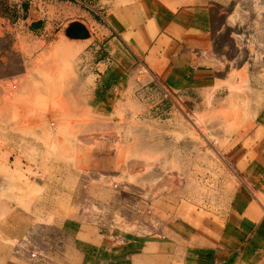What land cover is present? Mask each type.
Wrapping results in <instances>:
<instances>
[{"label": "rangeland", "instance_id": "rangeland-1", "mask_svg": "<svg viewBox=\"0 0 264 264\" xmlns=\"http://www.w3.org/2000/svg\"><path fill=\"white\" fill-rule=\"evenodd\" d=\"M201 1L211 6L202 63L215 68L217 85L179 100L126 48L131 67L118 62L137 90L102 110V99L82 91L98 84L87 65L97 55L113 60L86 9L98 0L84 2L88 17L70 8L80 0H0V264H34L59 238L48 229L58 234L69 218L123 233L208 237L241 193L264 209V189L246 190L231 154L264 137V0ZM30 8L47 34L29 36ZM87 40L88 48L73 45Z\"/></svg>", "mask_w": 264, "mask_h": 264}, {"label": "crops", "instance_id": "crops-1", "mask_svg": "<svg viewBox=\"0 0 264 264\" xmlns=\"http://www.w3.org/2000/svg\"><path fill=\"white\" fill-rule=\"evenodd\" d=\"M84 2L91 4L95 0ZM84 2L80 0L79 5L70 8L87 17L90 11L95 12L98 18H92L100 35L97 44H109L107 49L113 59L109 64L97 55L85 69L87 78L93 77L98 84L93 88L84 86L87 90L82 91L102 99L100 109L113 105L111 102L118 100L121 93L130 99L137 90L138 85L127 69L132 64L129 50L159 71L154 73L155 77L184 102L194 101L195 95L205 94L220 80L215 68L202 63L200 51L210 35L209 3L134 0L119 5L113 0L105 5L104 0H98L96 10L86 3V9H92L87 11L82 9ZM31 11L30 8L29 36L39 37L48 26L42 27L41 19H31ZM88 41L73 45L88 48L92 45ZM122 60L128 62L127 66H121L118 61ZM231 154L242 167L246 190H263L264 137L249 149L240 144ZM248 156L252 158L249 162L244 160ZM246 194L249 193H241V198L230 202L223 225L209 228L208 237L191 231L168 238L165 234L123 233L69 218L58 234L57 230L48 229L52 232L50 236L59 237L58 242L50 239L44 246V256L36 254L33 261L34 264H264V209L252 208L254 200L250 201Z\"/></svg>", "mask_w": 264, "mask_h": 264}, {"label": "water", "instance_id": "water-1", "mask_svg": "<svg viewBox=\"0 0 264 264\" xmlns=\"http://www.w3.org/2000/svg\"><path fill=\"white\" fill-rule=\"evenodd\" d=\"M72 29L76 30L78 35L81 36V37H82V35L85 34V37H83V38H86L88 36V34H89L88 30L81 24H74L72 26Z\"/></svg>", "mask_w": 264, "mask_h": 264}, {"label": "built area", "instance_id": "built-area-1", "mask_svg": "<svg viewBox=\"0 0 264 264\" xmlns=\"http://www.w3.org/2000/svg\"><path fill=\"white\" fill-rule=\"evenodd\" d=\"M142 68L140 69V75H144L146 72H148L147 68L145 65L142 64Z\"/></svg>", "mask_w": 264, "mask_h": 264}, {"label": "bare ground", "instance_id": "bare-ground-1", "mask_svg": "<svg viewBox=\"0 0 264 264\" xmlns=\"http://www.w3.org/2000/svg\"><path fill=\"white\" fill-rule=\"evenodd\" d=\"M33 10H35V9H33ZM33 10H32V11H33ZM32 11H31V19H32ZM73 42H75V41L73 40ZM78 42H79V41H78ZM243 68H244V67H243ZM13 84H14V83H13Z\"/></svg>", "mask_w": 264, "mask_h": 264}]
</instances>
